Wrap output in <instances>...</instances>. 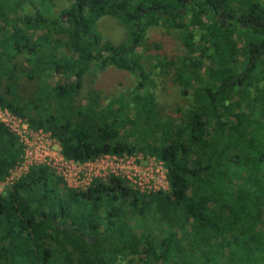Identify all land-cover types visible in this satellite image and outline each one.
<instances>
[{"label": "trees", "instance_id": "trees-1", "mask_svg": "<svg viewBox=\"0 0 264 264\" xmlns=\"http://www.w3.org/2000/svg\"><path fill=\"white\" fill-rule=\"evenodd\" d=\"M66 1L0 0V108L66 160L154 157L168 190L76 191L33 167L0 193V264H264V0ZM108 68L135 85L93 87ZM165 81L187 104L165 111ZM22 152L0 123V182Z\"/></svg>", "mask_w": 264, "mask_h": 264}, {"label": "built area", "instance_id": "built-area-1", "mask_svg": "<svg viewBox=\"0 0 264 264\" xmlns=\"http://www.w3.org/2000/svg\"><path fill=\"white\" fill-rule=\"evenodd\" d=\"M0 123L16 136L23 151L20 161L0 182V193L38 166L47 167L68 189L76 191L87 190L94 180L107 182L111 176L127 181L139 193L168 190L167 170L154 157L108 154L84 163L66 160L58 141L50 133L32 129L26 120L2 108Z\"/></svg>", "mask_w": 264, "mask_h": 264}, {"label": "rangeland", "instance_id": "rangeland-1", "mask_svg": "<svg viewBox=\"0 0 264 264\" xmlns=\"http://www.w3.org/2000/svg\"><path fill=\"white\" fill-rule=\"evenodd\" d=\"M54 4L63 10L68 7L66 0H53ZM96 32L101 35L105 40H108L114 45L121 44L126 37V32L114 19L110 17H103L95 23ZM163 32L159 29L151 30L148 34L149 41L156 40L162 37ZM96 76L93 87L99 88V90L106 93H121L127 89H130L135 85V77L126 72L117 71L114 68H108L105 71L98 72L92 71V75ZM90 76V77H91ZM92 77L91 80L94 79ZM178 89L172 86L170 83H163L160 89L157 90L158 101L164 106L166 112H171L173 105H185L186 100L182 101V98L178 94ZM141 156V155H139ZM143 157V156H141ZM145 158V157H143Z\"/></svg>", "mask_w": 264, "mask_h": 264}]
</instances>
